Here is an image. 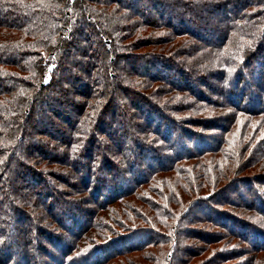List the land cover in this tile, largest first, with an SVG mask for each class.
Wrapping results in <instances>:
<instances>
[{"label": "trees", "instance_id": "1", "mask_svg": "<svg viewBox=\"0 0 264 264\" xmlns=\"http://www.w3.org/2000/svg\"><path fill=\"white\" fill-rule=\"evenodd\" d=\"M126 1L0 0V264H264V0Z\"/></svg>", "mask_w": 264, "mask_h": 264}, {"label": "rangeland", "instance_id": "2", "mask_svg": "<svg viewBox=\"0 0 264 264\" xmlns=\"http://www.w3.org/2000/svg\"><path fill=\"white\" fill-rule=\"evenodd\" d=\"M133 1H137V0H127L126 1V4H128V5H130V3H132ZM134 4H136V3H134ZM168 7V6H167ZM140 9H141V6H140ZM169 10H171V11H173L174 9H177V10H182L183 11V9L181 8V7H177V8H168ZM170 11V12H171ZM232 12H234V9L232 8V10L230 11V13L232 14ZM172 13V12H171ZM176 13H177V11H176ZM175 14V13H174ZM203 14H204V11H198V10H193V11H191L190 13H187L186 14V18H193V19H196V20H199V18H201V16H203ZM207 13H205V15H206ZM167 15H168V13H167ZM197 22H199V21H197ZM185 24H188V23H185ZM187 26V25H186ZM221 27H219V28H217V30L215 31V33L214 34H210L209 35V33H208V37H209V43L211 44V45H216V43H217V41H218V34L221 32ZM203 32H205L206 33V31H203ZM202 34V33H201ZM206 36V35H205ZM201 43H205V41L203 42V41H200ZM83 82H86L85 81V79H83ZM81 90H82V88H80ZM120 102H122L123 103V101L122 100H120L119 101V103L118 104H120ZM123 107H124V105L122 104H120V107H119V114L120 113H122L123 111H122V109H123ZM219 112H221V113H219V115H221V116H223V117H225V118H227V117H232L233 116V113H231V112H227V111H225L226 112V114L224 113V111H219ZM224 114V115H223ZM119 119H121V120H125V121H128V119H127V117H120ZM155 118H153V120H154ZM228 119V118H227ZM132 121H133V119H132ZM227 123V124H226ZM230 122H229V119H228V121L227 122H224L223 120H220L219 121V123L218 124H220V125H228ZM142 125L144 126V127H147L148 128V126H150V127H153V126H155V124L154 123H149V124H147V122H145V121H142ZM108 130H109V128H108ZM55 133V138L57 139V140H60V141H62L63 139H65L66 138V134L65 133H61V132H54ZM179 132H177L176 133V136H177V134H178ZM175 136V137H176ZM219 139H222V137H223V135L221 134L220 136H217ZM218 140V139H217ZM208 141V144H210V145H215L216 144V141H212V140H207ZM24 144L22 145V148H21V150H20V152L21 151H23L24 150V148H25V146L26 145H28V144H30V143H32V142H23ZM23 146H24V148H23ZM190 147V146H189ZM58 148V147H57ZM194 147L193 146H191L189 149H193ZM26 150V149H25ZM188 150V147L187 146H185L184 147V150L182 149L181 150V152H183V153H186V151ZM47 154H45L44 156H46L48 159L50 158V157H53L56 153L53 151H51V150H49V151H47L46 152ZM22 154H24V153H22ZM35 154L36 155H39L40 153H38V151L36 150L35 151ZM34 154V155H35ZM83 162H85V160H83ZM77 169H81V165L80 164H78V166L76 167ZM59 170H61V167H60V169ZM62 171V170H61ZM62 172H65V170L64 171H62ZM65 174H67L68 176V179H70V181H68V182H66L67 184H72L73 182H77L76 184H77V186H79V187H82V185H83V183H81V181L80 180H78V181H74L73 180V178L72 177H70L69 176V173H66L65 172ZM42 176H45V178L46 179H48L47 178V176H46V174H41ZM21 175H18V177H15V178H18L19 179V177H20ZM105 175H103V177H104ZM70 177V178H69ZM29 183V184H31V179L30 178H28L27 180H26V183ZM69 182H72V183H69ZM77 190L78 189H75V191L77 192ZM77 198H81L82 200L83 199H85V198H87L88 197V195H87V193H84V192H79V195H77L76 196ZM40 200H39V203H44V199L41 197V198H39ZM74 199V198H73ZM57 213H59L58 212V210L56 211ZM260 241H262V239H260L259 240V242ZM59 247H61V248H63L64 247V245L63 244H59Z\"/></svg>", "mask_w": 264, "mask_h": 264}]
</instances>
